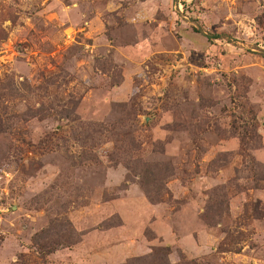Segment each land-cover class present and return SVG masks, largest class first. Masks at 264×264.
Returning <instances> with one entry per match:
<instances>
[{"label":"rangeland","instance_id":"rangeland-1","mask_svg":"<svg viewBox=\"0 0 264 264\" xmlns=\"http://www.w3.org/2000/svg\"><path fill=\"white\" fill-rule=\"evenodd\" d=\"M0 264H264V0H0Z\"/></svg>","mask_w":264,"mask_h":264}]
</instances>
